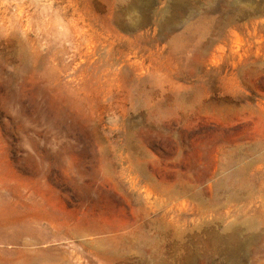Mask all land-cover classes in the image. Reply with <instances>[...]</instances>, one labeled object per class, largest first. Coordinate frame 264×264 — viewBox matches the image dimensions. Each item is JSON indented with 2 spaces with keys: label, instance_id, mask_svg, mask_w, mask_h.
Returning <instances> with one entry per match:
<instances>
[{
  "label": "rangeland",
  "instance_id": "374dc122",
  "mask_svg": "<svg viewBox=\"0 0 264 264\" xmlns=\"http://www.w3.org/2000/svg\"><path fill=\"white\" fill-rule=\"evenodd\" d=\"M0 264H264V0H0Z\"/></svg>",
  "mask_w": 264,
  "mask_h": 264
},
{
  "label": "bare ground",
  "instance_id": "6f19581e",
  "mask_svg": "<svg viewBox=\"0 0 264 264\" xmlns=\"http://www.w3.org/2000/svg\"><path fill=\"white\" fill-rule=\"evenodd\" d=\"M41 261H45L44 259H41Z\"/></svg>",
  "mask_w": 264,
  "mask_h": 264
}]
</instances>
